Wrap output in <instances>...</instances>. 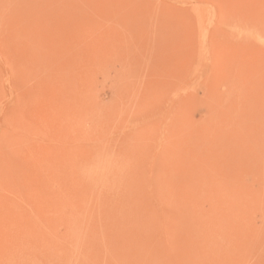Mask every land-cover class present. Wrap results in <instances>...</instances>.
Masks as SVG:
<instances>
[{
  "label": "rangeland",
  "instance_id": "374dc122",
  "mask_svg": "<svg viewBox=\"0 0 264 264\" xmlns=\"http://www.w3.org/2000/svg\"><path fill=\"white\" fill-rule=\"evenodd\" d=\"M0 264H264V0H0Z\"/></svg>",
  "mask_w": 264,
  "mask_h": 264
}]
</instances>
